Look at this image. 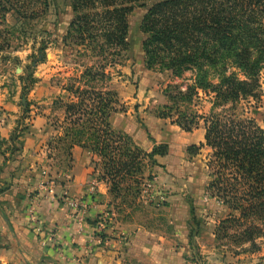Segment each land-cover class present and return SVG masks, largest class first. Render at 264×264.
I'll return each instance as SVG.
<instances>
[{"label":"rangeland","instance_id":"obj_1","mask_svg":"<svg viewBox=\"0 0 264 264\" xmlns=\"http://www.w3.org/2000/svg\"><path fill=\"white\" fill-rule=\"evenodd\" d=\"M158 1L152 0L147 5ZM45 3L30 11H11L7 20L0 18V128L7 120L15 123L10 142L17 145L13 144L11 155L23 148L25 136L39 137L33 128L39 124L37 127L46 137L41 146V175L47 182L53 178L56 184L58 172L71 168L72 149H83L74 145L73 131H83L84 144L89 147L83 151L92 169L88 185L107 184L113 210L124 223L138 222L151 233L146 246L138 242L136 257L127 264H264V222L260 219L252 222V228L256 229L252 238L245 234L247 226L230 222V216L238 219L239 213L211 198L207 190L213 181L209 167L211 149L204 147L196 157L188 153L190 146L205 144L204 122L187 132L173 125L172 120L159 118L163 107L173 106L166 96L168 87L191 84L192 73L173 79L168 72L146 68L141 24L147 9L137 7L128 18L130 48L124 52L121 64L106 70L108 76L104 81L91 82L89 77L82 76L87 69H97L99 60L69 39V25L75 17L72 0H45ZM259 84V100L251 99L250 105L242 102L235 113L240 119H254L264 130V70ZM87 85L115 95L117 114L108 120L110 130L120 137L126 136L132 150L152 152L134 142L131 132L138 128L147 132L148 139L158 143L157 146H165L167 156L154 160L139 156L131 171L119 177L108 175L110 158L95 152L90 124L84 121L74 124L79 118L67 114L66 105L77 101L68 87L87 90ZM180 106L198 115H208L213 108L202 92L191 103ZM215 111L221 113L222 109ZM0 144L3 147L4 141L0 140ZM121 148L126 150L123 144ZM149 182L156 183L154 199L143 194ZM191 208L195 210V218ZM112 214L108 210L100 216L108 219ZM129 233L133 232L127 230L128 236ZM95 234L103 242V230ZM130 240L128 237L125 242L132 245ZM129 245L127 249L131 248Z\"/></svg>","mask_w":264,"mask_h":264},{"label":"trees","instance_id":"obj_2","mask_svg":"<svg viewBox=\"0 0 264 264\" xmlns=\"http://www.w3.org/2000/svg\"><path fill=\"white\" fill-rule=\"evenodd\" d=\"M150 1L72 0L75 17L69 25V39L99 60L97 69H87L82 78L104 81L106 70L121 64L130 48L128 18L137 7L147 9L141 24L146 68L168 72L173 79L192 73L191 84L168 87L166 96L173 106L163 107L159 118L170 119L187 132L204 122L205 144L190 146L188 153L196 157L204 147L211 149L213 181L207 190L211 198L239 213L238 219L231 215L230 222L247 226L245 234L252 238L256 230L252 222H264V130L254 119H240L235 112L242 102L250 105L251 99L260 98L264 0H160L148 6ZM42 3L46 4L45 0H0V18L7 20L11 11H30ZM68 88L77 101L66 105L67 114L79 118L74 124H90L95 152L110 158L108 175L119 177L131 171L139 156L153 160L167 156L165 146L155 145L149 154L132 150L126 136L110 130L108 120L117 114L113 93L89 85V90ZM200 92L213 105L210 113L183 110L180 103H191ZM217 108L222 112L217 113ZM84 134L73 131L74 145L86 151L89 147L84 144ZM190 212L195 218L194 208Z\"/></svg>","mask_w":264,"mask_h":264},{"label":"crops","instance_id":"obj_3","mask_svg":"<svg viewBox=\"0 0 264 264\" xmlns=\"http://www.w3.org/2000/svg\"><path fill=\"white\" fill-rule=\"evenodd\" d=\"M37 126L33 128L39 137L25 136L23 148L13 155L15 143L10 138L15 123L7 120L0 128V140L6 144H0V264L132 263L134 250L140 242L146 246L151 233L138 222L124 223L113 210L107 184L97 183L91 192L90 160L80 147L72 149L71 168L58 172V183L53 178L47 182L41 175V146L46 137ZM131 134L134 142L148 152L158 144L138 128H133ZM68 198L87 204L80 221L68 207ZM108 210L113 214L102 227L103 242L97 243L100 214ZM127 230L133 233L128 236ZM128 237L132 245L125 242ZM128 245L131 248L127 249Z\"/></svg>","mask_w":264,"mask_h":264},{"label":"built area","instance_id":"obj_4","mask_svg":"<svg viewBox=\"0 0 264 264\" xmlns=\"http://www.w3.org/2000/svg\"><path fill=\"white\" fill-rule=\"evenodd\" d=\"M90 189L91 192H94L95 189V184H91L90 185ZM156 183L155 182H149L146 183V185L144 186V196H147L149 199H154L156 198ZM65 196H67V194H65ZM67 205L68 207L74 211V215L76 216V218H78V220L80 221V217L79 215L81 214L82 211H84L87 208V204L85 202H83L82 200H76V199H72V198H68L67 200ZM31 217H32V221L34 222V214L31 213ZM102 217V222L101 225L99 227V229H97V232H102V227L105 224V222L107 221L106 217ZM97 243H101V239L99 238H95Z\"/></svg>","mask_w":264,"mask_h":264}]
</instances>
